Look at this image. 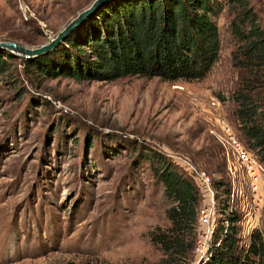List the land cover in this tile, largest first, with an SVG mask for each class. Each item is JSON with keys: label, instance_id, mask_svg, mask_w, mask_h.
<instances>
[{"label": "rangeland", "instance_id": "1", "mask_svg": "<svg viewBox=\"0 0 264 264\" xmlns=\"http://www.w3.org/2000/svg\"><path fill=\"white\" fill-rule=\"evenodd\" d=\"M92 1L0 0V40L45 44ZM250 1L264 27V0ZM217 20L219 58L195 80L47 77L24 64L36 56L8 51L14 56L0 75V264L156 262L161 253L148 233L169 224L167 201L144 156L153 147L226 176L216 132L223 119L233 121L237 69L226 9ZM263 221L264 209L247 214L242 242ZM191 258L197 264L194 249Z\"/></svg>", "mask_w": 264, "mask_h": 264}, {"label": "trees", "instance_id": "2", "mask_svg": "<svg viewBox=\"0 0 264 264\" xmlns=\"http://www.w3.org/2000/svg\"><path fill=\"white\" fill-rule=\"evenodd\" d=\"M223 9L229 15L231 62L237 69L228 96L234 103L231 124L264 165V27L250 0H110L74 27L54 50L23 58L24 64L36 75L78 80L108 81L130 75L201 79L219 58L222 36L217 18ZM12 56L0 50V75L10 68ZM220 156L226 176L211 173L219 216L207 257L199 264H264V221L247 228L242 242L248 185L237 176L229 211L232 179L221 145ZM144 159L166 198L169 221L148 233L161 253L154 264H190L203 202L199 185L181 163L160 150L152 147ZM238 185L247 188V195Z\"/></svg>", "mask_w": 264, "mask_h": 264}, {"label": "built area", "instance_id": "3", "mask_svg": "<svg viewBox=\"0 0 264 264\" xmlns=\"http://www.w3.org/2000/svg\"><path fill=\"white\" fill-rule=\"evenodd\" d=\"M220 127V131L216 132V138L223 148L228 163V172L232 179L228 209L229 211L232 210L236 191L235 180L239 172L242 171V178L245 179L250 193L248 215L256 216L262 211L264 206V165L245 147L238 137L234 126L229 121L223 119L220 122ZM179 163L192 173L203 195V202L199 208L198 229L193 248L197 254L196 263L199 264L202 259L207 257L209 251L210 240L217 221L218 198L216 189L212 183L211 173L187 159L179 158ZM222 221L225 224L228 222L226 219ZM256 225H258V222L250 224V227Z\"/></svg>", "mask_w": 264, "mask_h": 264}, {"label": "water", "instance_id": "4", "mask_svg": "<svg viewBox=\"0 0 264 264\" xmlns=\"http://www.w3.org/2000/svg\"><path fill=\"white\" fill-rule=\"evenodd\" d=\"M107 1L110 0H93L89 5L81 9L72 20H70L65 26H63V28L59 30L54 39L50 40L45 44L29 47L15 40H0V50H7L12 52L13 54L25 57L38 56L41 53L50 49L55 43L61 40L63 36L72 29V27L74 28L77 25L81 24V22H83L85 18L93 14L99 7H101Z\"/></svg>", "mask_w": 264, "mask_h": 264}]
</instances>
